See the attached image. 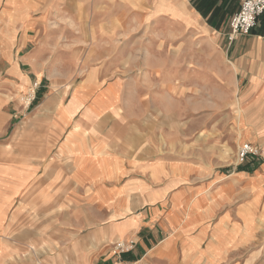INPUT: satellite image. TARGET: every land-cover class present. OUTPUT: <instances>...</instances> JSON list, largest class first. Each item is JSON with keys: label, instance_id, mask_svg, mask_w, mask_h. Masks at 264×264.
<instances>
[{"label": "crops", "instance_id": "obj_1", "mask_svg": "<svg viewBox=\"0 0 264 264\" xmlns=\"http://www.w3.org/2000/svg\"><path fill=\"white\" fill-rule=\"evenodd\" d=\"M71 2L77 11L85 3L103 6L93 26L107 19L106 25L121 20L124 28L126 20L143 16L134 5L150 4L151 11L144 13L155 21L154 65L176 66L166 58L171 48L173 57L184 58L191 69L187 80L192 90L193 83L200 84L211 100H237L234 121L211 131L228 132L219 144L225 142L230 150L249 142L260 148V155L245 159L237 172L220 174L231 175L233 187L230 199L222 201L227 184L209 187L213 164L220 161L213 159L210 145L199 147L187 139L162 155H149L141 145L134 150L118 145L103 131L121 125L104 130L97 122L107 113L115 115L106 97L102 111L87 102L98 81L119 83L113 74L116 56L110 54L113 58L102 64L95 57L89 66L97 68L98 77L85 75L84 86L73 89L66 102L51 93L39 108L54 110L57 121L33 125L43 132L38 135L44 144L42 167L32 157H0V264H225L229 248L223 246L227 237L220 229L229 221L239 223L232 242L236 251L242 249V198L252 195L253 202L264 196V12L248 34L229 43L228 21L238 0H0V36L15 30L11 45L0 42L1 96L16 97L31 79L40 81L46 63L65 73L68 54H57L55 38L62 29L51 21L78 17L80 12H67ZM115 48L97 43L90 50L111 53ZM53 152L56 160L51 161ZM253 230L258 247L250 259L264 260V223H255ZM115 241L127 243L129 250L116 252ZM34 244H44L46 252L21 261V253ZM241 259L236 264H244Z\"/></svg>", "mask_w": 264, "mask_h": 264}, {"label": "rangeland", "instance_id": "obj_2", "mask_svg": "<svg viewBox=\"0 0 264 264\" xmlns=\"http://www.w3.org/2000/svg\"><path fill=\"white\" fill-rule=\"evenodd\" d=\"M101 6L85 3L77 11L75 4L71 2L67 5V12L69 14L80 12L78 17L66 20L52 19L53 28L62 29V36L55 37L56 47L59 50L57 54H65L64 52L68 54L67 65L63 67L64 74L59 71L60 68L49 67L46 63L42 69L43 76L40 81L38 77L31 79L29 85L24 87L16 97L11 94L0 95V157L5 160H23L32 157L39 162L41 168L45 155L43 137L38 135H42L43 132L34 131L33 125L39 126L56 121L54 110L39 111L41 104L51 93L62 95L63 101L66 102L73 89L84 86L80 82L85 75L98 77L97 68L89 66L95 63L93 61L96 60L95 57H99L102 64V61L113 58L111 54L116 56L114 58L117 60L116 68L113 74L119 79V83L111 80L98 81L96 87L91 89L94 92L92 95L95 96L87 100L93 103L97 110L102 111L108 107L116 115L110 116L107 113L97 121L104 124V130L111 129L113 124L121 125V128H115L114 132L103 131V134L110 136L116 140L118 145L125 146L128 150H134L141 145L146 148L149 155L175 152L177 144L187 139L194 140L199 147L210 145L213 159L217 157L215 159H220V161L213 164V178L209 187H214L221 182L226 183L227 186L224 189L226 194L222 201L230 199L233 193L231 175L225 177L220 174L228 175L241 170V163H237V149L230 150V146H227L225 142L219 144L221 138L229 133L212 132L211 129L214 125L220 127L224 125L223 129H225V125L234 121L237 100H211L202 90L203 85L200 84L193 83L195 88L192 90L190 81L187 80L191 69L184 58L173 57L171 48L167 49L166 58L176 66L160 68L154 65L156 62L155 21L147 19L144 13L151 11L150 4L134 5L137 12H143V16L139 19L126 20V28L120 24L121 20H112L110 25H106L107 19L93 26L94 21L97 20L93 19V16L98 14ZM135 9L132 10L133 14L136 12ZM106 26L113 30L112 35L111 32L110 34L106 32ZM95 27L98 30L93 33L92 29ZM14 36V29L7 30L0 36V42L11 45ZM97 43L113 44L117 51L111 53L91 51L90 49ZM34 44V42L29 43L28 49H33ZM125 47L127 50H124ZM146 47L149 48L148 51H145ZM106 69L107 67L103 68V71ZM92 71L93 73L90 74ZM34 76L36 75L33 74ZM34 82L38 84L34 98L30 103H26V98L31 95L29 91L33 88ZM86 85L89 86V84ZM210 86L213 87V85H208ZM85 91L90 92L86 89ZM102 95L106 97L107 107L101 100L104 99ZM83 101L84 99H81L82 103ZM10 113L13 116L9 115ZM78 117L79 115L72 122L76 123ZM36 129L41 128L36 127ZM17 130L22 132L17 134ZM215 146H218V150H214ZM51 156V161L56 160L54 152ZM53 166L58 165L53 164ZM3 182L8 184L4 180ZM253 197L244 195L242 198L244 199L243 209L240 211L244 224L242 249L236 251L235 244L232 242L239 223L229 221L220 229L221 233L227 237V242L223 246L229 248V259L225 264H236V260L241 263L242 255L244 264H264V260L250 259L252 250L258 247L257 243L252 242L253 225L257 222L264 223V196L261 195L257 200H253L254 203L252 202ZM242 199L239 198L237 201ZM116 243L117 241L113 244V249ZM31 246H33L31 251L26 249L21 253L19 257L21 261L29 256L36 258L46 252L44 244ZM231 246L232 249H230Z\"/></svg>", "mask_w": 264, "mask_h": 264}, {"label": "built area", "instance_id": "obj_3", "mask_svg": "<svg viewBox=\"0 0 264 264\" xmlns=\"http://www.w3.org/2000/svg\"><path fill=\"white\" fill-rule=\"evenodd\" d=\"M239 8L229 18L228 32L226 39L230 43L237 36L248 34L256 25L258 17L264 12V0H238ZM38 84L33 83L31 95L28 103L34 98L36 87ZM260 155V148L249 142H243L237 149V163H242L245 159H255ZM128 247L115 245L116 252L128 251ZM133 264H141L140 261H135Z\"/></svg>", "mask_w": 264, "mask_h": 264}, {"label": "bare ground", "instance_id": "obj_4", "mask_svg": "<svg viewBox=\"0 0 264 264\" xmlns=\"http://www.w3.org/2000/svg\"><path fill=\"white\" fill-rule=\"evenodd\" d=\"M138 2V1H137ZM136 2V3H137ZM30 93L32 92V89H30V91H29ZM28 101H29V97L28 98H26V103H28ZM118 245H120V246H126L127 245V243L126 244H124V242L123 241H119L118 242Z\"/></svg>", "mask_w": 264, "mask_h": 264}]
</instances>
